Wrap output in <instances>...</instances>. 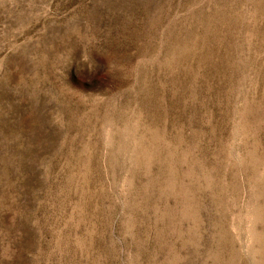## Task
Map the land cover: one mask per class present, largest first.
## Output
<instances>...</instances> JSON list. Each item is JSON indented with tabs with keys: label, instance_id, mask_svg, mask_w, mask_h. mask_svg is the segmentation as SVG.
<instances>
[{
	"label": "rangeland",
	"instance_id": "374dc122",
	"mask_svg": "<svg viewBox=\"0 0 264 264\" xmlns=\"http://www.w3.org/2000/svg\"><path fill=\"white\" fill-rule=\"evenodd\" d=\"M0 264H264V0H0Z\"/></svg>",
	"mask_w": 264,
	"mask_h": 264
}]
</instances>
